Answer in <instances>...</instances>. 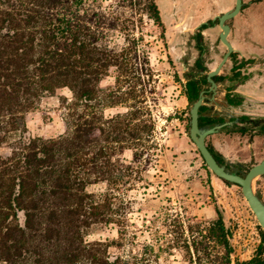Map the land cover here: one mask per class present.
<instances>
[{"label":"trees","instance_id":"1","mask_svg":"<svg viewBox=\"0 0 264 264\" xmlns=\"http://www.w3.org/2000/svg\"><path fill=\"white\" fill-rule=\"evenodd\" d=\"M145 19L162 25L155 0H0V146L9 144L0 154V264H159L173 248L183 249L190 264H264L263 229L254 256L233 262L232 231L218 205L209 221L180 219L181 244L165 224L149 242V256L123 253L136 242L128 230L135 196L124 195L149 187L144 173L160 156L152 149V109L142 105L156 81ZM214 23H203L198 38ZM231 58L236 62V53ZM247 62L215 80L234 88L248 78L239 70ZM195 66L206 69L201 58ZM197 71L184 73L185 83L175 76L190 103L207 84ZM109 76L113 84L102 86ZM64 88L70 92L60 96L65 132L29 134L28 113ZM226 98L242 103L238 94ZM117 106L126 110L105 114ZM221 120L200 108V126ZM108 226L117 228L116 237L89 238Z\"/></svg>","mask_w":264,"mask_h":264},{"label":"rangeland","instance_id":"2","mask_svg":"<svg viewBox=\"0 0 264 264\" xmlns=\"http://www.w3.org/2000/svg\"><path fill=\"white\" fill-rule=\"evenodd\" d=\"M160 10L162 25L145 19L144 34L149 43L150 63L153 70L155 93L148 94L142 105H149L154 118L153 150L160 156L153 161L148 173H144L150 185L148 188L139 186L129 189L124 196H135L133 202L132 225L129 234L136 232L134 245L126 243L123 253L129 257L135 253L139 256H149L148 247L152 238L160 236L165 231L164 225L171 229L172 238L180 237V219L185 221L206 222L216 216L215 206L223 210L226 226L232 231L233 262L246 260L254 256L260 242L261 229L254 212L249 207L241 188L227 183L215 176L204 167V161L189 136V108L182 93L181 84L176 75L182 78V54L191 48L190 35L203 21L233 8L235 0H155ZM246 6L240 17L250 16V0H245ZM233 32L231 39H236V31L241 29L237 20L231 21ZM239 28V29H237ZM207 30V29H206ZM219 27L208 28V37L213 43ZM245 33V31H244ZM224 50L223 46L219 45ZM220 50V49H219ZM223 51L212 53L220 56ZM113 76L105 78L101 85L111 86ZM70 96L68 89L58 90L53 96L44 98L38 108L26 116L28 132L32 136L56 137L65 132L62 119L63 110L60 96ZM156 98L152 101L151 98ZM126 110L123 106L108 108L105 114H114ZM221 134L210 135V144L219 143L226 152L236 159L246 160L250 166L247 137L238 134L226 135L218 142ZM9 152V144L0 146V154ZM124 156L131 158V151H125ZM143 163V161H142ZM144 184V183H143ZM254 190L264 199V176H257L253 183ZM145 192V194H143ZM169 213L170 215H167ZM146 216V217H145ZM117 236V228L108 226L89 238H113ZM264 259V248L261 254ZM159 264H190L188 254L179 248L162 253Z\"/></svg>","mask_w":264,"mask_h":264},{"label":"flooded vegetation","instance_id":"3","mask_svg":"<svg viewBox=\"0 0 264 264\" xmlns=\"http://www.w3.org/2000/svg\"><path fill=\"white\" fill-rule=\"evenodd\" d=\"M234 5H235V2H234ZM245 6H246V2L245 0H243V5L239 13L228 20V23L230 25V31L228 33L227 38L232 44L234 50L231 52L228 59L223 64L218 74L213 76V79L217 84L216 89L215 90L209 89L211 83L209 82L207 78V74L210 70H212L213 68L217 66V64L221 61V59L223 58V55L225 54L227 50V46L220 39L221 28L218 24V18H216L217 15L214 16L213 18H210L212 20H215V23L213 25H210L204 29H201L199 38L197 36L199 28L207 20L201 22L191 33L190 35L191 48L195 50V53L188 52L186 50L183 51L182 58H181L182 78H180L181 81L185 83L186 78L184 77V73L197 71L195 63L198 58H201L203 65L205 66L206 69L199 70L197 72H199L200 74L206 75L207 84L203 85L202 89L199 91V94H198V97L200 96L201 92H203V95H204L203 103L199 107V116H200V108L202 106H206L207 113L209 115L216 116L222 120L208 127L206 126H200V127L206 129L216 124H222V127L220 128L219 131L209 134L206 137L207 145L210 144L207 141V138L210 135H214V134H226L228 136L230 134H238L239 136L248 138V142L246 145L247 148H245L248 150V155L250 157V160H249L250 166L248 167L246 166V162H247L246 160H240L239 158L238 159L229 158L228 156L220 152L218 149H216L213 144H210L220 154H222V156L224 157V162L222 164H224L228 170L236 171L237 173L242 174V175H244L251 166H253L256 163H259L260 161L264 159V112L253 110L259 107L260 105L261 106L264 105V102L253 99L251 96L249 97L246 94L238 90V88L242 84L246 83L249 80L251 81L256 74L258 76L263 74L264 70L262 69H264V48H263V54L257 55L251 52L250 57H245L241 53V51L232 43V39H231V34H232L231 31L233 28L231 21L235 19L237 16L242 14V11L244 10ZM261 15H264V0H250V24L252 23L254 24L255 23L254 19L257 17H260ZM214 26L219 27V32L215 40V41H218V45L217 44L215 45L212 39L208 37L209 36L208 33H206V29L212 28ZM251 28H253L252 25H250V30ZM250 43L252 45H258L253 40H251V37H250ZM219 45L223 46L224 50H222V48H218L220 47ZM260 48L262 49V47ZM217 51L218 53L219 51L220 52L223 51L222 53H220V56L218 58L217 56L212 55V53L217 54L216 53ZM232 53H236V62L231 58ZM242 61H248L239 69L242 75L248 76V78L245 81L238 82L234 85V88H230L232 85L230 81L224 80V81L217 82L215 80L214 77L217 75L230 76L232 74V71H233L232 69L234 65ZM181 88H182V93L191 108L192 104L194 103L195 100H197L198 97L193 102L190 103L183 90L182 85H181ZM228 93L240 95L242 97V103L237 106L230 105L226 98V95ZM248 103L250 105V111H248V108H247ZM190 108H189V117H190ZM244 116H246L247 118L244 119L243 118ZM241 128H245L246 130L242 132L240 131ZM254 143H257V145H254ZM259 176H264V174H261ZM257 194L263 199V197L261 196L259 192H257ZM239 261H243V260H239Z\"/></svg>","mask_w":264,"mask_h":264},{"label":"water","instance_id":"4","mask_svg":"<svg viewBox=\"0 0 264 264\" xmlns=\"http://www.w3.org/2000/svg\"><path fill=\"white\" fill-rule=\"evenodd\" d=\"M243 5V0H235V5L233 8L224 11L223 13L216 16L218 18V24L221 28L220 39L227 46V50L223 55L221 61L217 64L215 68L210 70L207 74V78L210 85V90L216 89V82L213 79V76L218 74L223 64L228 59L231 52L234 50L232 44L228 40L227 36L230 31V25L228 20L234 17L239 13ZM204 100L203 92L200 93V96L197 100L194 101L190 108V120H189V136L191 140L196 145L204 163L207 168L213 172V174L222 180L231 182L238 185L241 188L242 194L245 197L249 207L254 212L259 225L264 230V199H262L257 192L254 190L253 183L254 179L264 174V159L259 163L251 166L247 172L242 175L236 171H230L226 168L224 164L219 162L210 148L206 143V137L209 134L215 133L220 130L222 124H216L209 128H202L199 125V107L202 105Z\"/></svg>","mask_w":264,"mask_h":264},{"label":"crops","instance_id":"5","mask_svg":"<svg viewBox=\"0 0 264 264\" xmlns=\"http://www.w3.org/2000/svg\"><path fill=\"white\" fill-rule=\"evenodd\" d=\"M237 20V25H241V29L236 31V39L232 40V43L241 51V53L245 57H250V53L253 52L255 54H263V48H264V15H261L260 17L255 18V23L250 24V16L249 17H240L237 16L235 18ZM250 25L253 26L250 30ZM245 31V33H244ZM233 32V28L231 33ZM206 33H208V29L206 30ZM250 37L251 40H253L258 45H252L250 43ZM259 46V47H257ZM262 47V49L260 48ZM264 70V69H262ZM239 91L246 94L247 96H251L253 99L259 100L261 102H264V72L262 75L258 76L257 74L254 76V78L250 81H247L246 83L242 84L239 88ZM250 100V99H249ZM248 111H250V105L248 103ZM254 111L264 112V105H260L256 109H253ZM217 134H214V136ZM226 134H221V136L218 139V142L221 140H224ZM219 143H214V147L218 149L220 152H222L224 155L228 156L229 158L235 159L236 157H232L229 152H226L222 147L218 145ZM254 145H257V143H254Z\"/></svg>","mask_w":264,"mask_h":264}]
</instances>
